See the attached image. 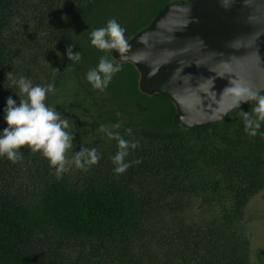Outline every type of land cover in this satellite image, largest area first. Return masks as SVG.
Segmentation results:
<instances>
[{
    "label": "trees",
    "instance_id": "1",
    "mask_svg": "<svg viewBox=\"0 0 264 264\" xmlns=\"http://www.w3.org/2000/svg\"><path fill=\"white\" fill-rule=\"evenodd\" d=\"M173 1L39 0L35 28L18 31L24 0H0V133L8 126L7 98L19 105L6 80L12 72L34 86L55 85L46 104L73 125L69 159L81 147L101 155L97 165L73 166L62 179L26 147L18 163L0 157V264H254L242 222L264 188V122L250 136L240 114L252 104L217 124L186 128L174 124L169 98L140 91L132 63L117 61L122 70L104 92L86 79L105 54L91 45L92 30L115 18L129 41ZM70 46L81 53L79 63L68 59ZM117 123L112 131L139 142L127 161H142L123 174L111 160L117 142L99 131ZM193 201L210 219L183 217Z\"/></svg>",
    "mask_w": 264,
    "mask_h": 264
},
{
    "label": "water",
    "instance_id": "2",
    "mask_svg": "<svg viewBox=\"0 0 264 264\" xmlns=\"http://www.w3.org/2000/svg\"><path fill=\"white\" fill-rule=\"evenodd\" d=\"M129 43V53L113 56L137 68L142 93L175 104V125L225 120L238 108L222 94L230 80L264 93V0L173 1Z\"/></svg>",
    "mask_w": 264,
    "mask_h": 264
},
{
    "label": "clouds",
    "instance_id": "3",
    "mask_svg": "<svg viewBox=\"0 0 264 264\" xmlns=\"http://www.w3.org/2000/svg\"><path fill=\"white\" fill-rule=\"evenodd\" d=\"M125 32L126 29L115 18L110 19L105 27L91 31V45L105 53L100 57L97 67L87 72L86 79L93 89L104 92L113 77L122 70V65L113 56V51L118 52L120 57L129 53L131 45ZM67 57L73 63H79L82 59L81 53H73L71 46L67 49ZM56 72L58 70L54 69L53 79ZM6 80L10 82V88L15 87L18 90L15 93L19 97V105L17 106L11 96L7 98L4 119L8 126L0 133V157H6L13 164L18 163L22 159L21 149L26 147L33 153H40L49 161L57 179H62L73 166L86 171L99 163L101 155L94 147H81L69 159L68 153L75 146L74 133L69 131L73 125L67 117H62L60 112L46 104L48 94L56 91L53 83L34 86L30 79L23 76L17 79L12 72L6 74ZM230 85L222 94H231L235 107L240 108L242 103L252 104L250 111L241 110L240 114L244 120L245 132L256 136L264 122V94L253 91L240 81L230 80ZM120 127L119 123L99 126L101 133L117 142L118 150L111 157L116 174H123L132 164L142 162L127 161L131 151L139 147V142L135 138L125 139L119 132L112 131ZM125 135L131 136L132 129H125ZM260 135L264 136V133Z\"/></svg>",
    "mask_w": 264,
    "mask_h": 264
},
{
    "label": "rangeland",
    "instance_id": "4",
    "mask_svg": "<svg viewBox=\"0 0 264 264\" xmlns=\"http://www.w3.org/2000/svg\"><path fill=\"white\" fill-rule=\"evenodd\" d=\"M35 5L41 7L39 0H24L25 9H21V16H18L14 21L16 30L19 31L24 26L27 27V30L35 28L36 19H38V14L33 12ZM27 30L24 31V34L28 33ZM198 203V201H193V206L183 215L189 223H197L211 217L210 212L200 209ZM242 223V234L250 241L253 263L264 264V259L259 255V250H264V198L257 195L249 201Z\"/></svg>",
    "mask_w": 264,
    "mask_h": 264
},
{
    "label": "flooded vegetation",
    "instance_id": "5",
    "mask_svg": "<svg viewBox=\"0 0 264 264\" xmlns=\"http://www.w3.org/2000/svg\"><path fill=\"white\" fill-rule=\"evenodd\" d=\"M257 195H260L262 198H264V188L261 189L255 196H257ZM254 197H252V198H254ZM250 252H251V250H250ZM260 252H264V250L263 249L259 250V255L264 259V256L262 254H260Z\"/></svg>",
    "mask_w": 264,
    "mask_h": 264
}]
</instances>
